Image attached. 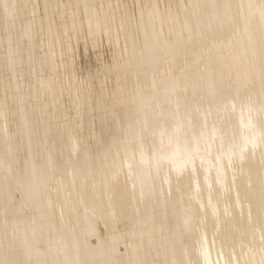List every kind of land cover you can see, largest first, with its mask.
<instances>
[{
	"label": "bare ground",
	"instance_id": "bare-ground-1",
	"mask_svg": "<svg viewBox=\"0 0 264 264\" xmlns=\"http://www.w3.org/2000/svg\"><path fill=\"white\" fill-rule=\"evenodd\" d=\"M164 3L0 0V264H264V0Z\"/></svg>",
	"mask_w": 264,
	"mask_h": 264
},
{
	"label": "rangeland",
	"instance_id": "rangeland-1",
	"mask_svg": "<svg viewBox=\"0 0 264 264\" xmlns=\"http://www.w3.org/2000/svg\"><path fill=\"white\" fill-rule=\"evenodd\" d=\"M116 1H119V0H116ZM137 1L138 2H141L142 4L149 3V0H120V2H123L128 7H130L131 10L135 9V2H137ZM163 1L165 3H168V2L169 3H172V1H174V0H163ZM170 23H171L170 21L167 22L168 25H170ZM164 29H165V25H164ZM102 34L103 33H99L98 34V37L101 40V42L99 44L100 45V49L99 50H100V52L102 51L101 52L102 53L101 54V57H103L102 60L104 59L105 62H107V61L109 62V60H110V54L112 53L113 48L110 47L109 43L106 42L105 37ZM78 47L79 48H77V49L75 48V58H76L75 59L76 60V72H75L76 75L75 76H76V79L77 80L80 81V80L83 79L82 81H85L88 74H91V73L93 74L94 71H96V68H95L96 65H95V63H94V61L92 59L93 57L91 58V56H89V57L87 56L86 57L85 55H82L83 54V48H82L81 45H78ZM77 52H79V53H77ZM174 68H176V67H174ZM148 70L151 73L154 72V70H152L151 68H148ZM93 75H95V76H92V78L93 77L95 78L97 75L100 76L98 73H94Z\"/></svg>",
	"mask_w": 264,
	"mask_h": 264
},
{
	"label": "snow or ice",
	"instance_id": "snow-or-ice-1",
	"mask_svg": "<svg viewBox=\"0 0 264 264\" xmlns=\"http://www.w3.org/2000/svg\"><path fill=\"white\" fill-rule=\"evenodd\" d=\"M5 7H7V5L5 4ZM206 261H207V264H220L219 260L217 261H212L210 259V253H207L206 254Z\"/></svg>",
	"mask_w": 264,
	"mask_h": 264
}]
</instances>
